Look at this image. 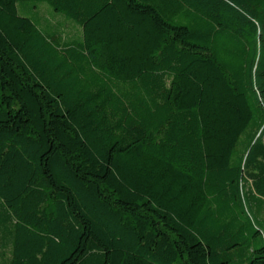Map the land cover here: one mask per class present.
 I'll return each mask as SVG.
<instances>
[{"label":"trees","instance_id":"16d2710c","mask_svg":"<svg viewBox=\"0 0 264 264\" xmlns=\"http://www.w3.org/2000/svg\"><path fill=\"white\" fill-rule=\"evenodd\" d=\"M0 264H264V0H0Z\"/></svg>","mask_w":264,"mask_h":264},{"label":"rangeland","instance_id":"374dc122","mask_svg":"<svg viewBox=\"0 0 264 264\" xmlns=\"http://www.w3.org/2000/svg\"><path fill=\"white\" fill-rule=\"evenodd\" d=\"M43 12L46 13L47 18L53 23H61V24L64 23V32L66 34L77 35V33H79L78 30L73 25H71L70 23H65L63 18L59 16H53L46 8L43 9Z\"/></svg>","mask_w":264,"mask_h":264}]
</instances>
